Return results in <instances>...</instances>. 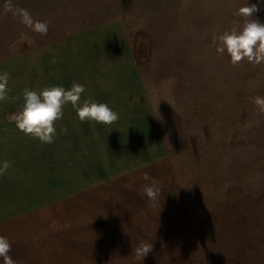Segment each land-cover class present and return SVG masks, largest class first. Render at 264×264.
Listing matches in <instances>:
<instances>
[{
	"label": "rangeland",
	"instance_id": "obj_1",
	"mask_svg": "<svg viewBox=\"0 0 264 264\" xmlns=\"http://www.w3.org/2000/svg\"><path fill=\"white\" fill-rule=\"evenodd\" d=\"M249 4L264 23V0H0V60L70 41L75 62L58 60L46 87L78 82L81 103H101L107 60L78 36L117 22L144 91L139 105L123 93L109 106L119 119L107 128L68 103L54 142L27 146L44 193L0 222L16 264H264V112L251 100L264 97V63L233 65L216 50ZM153 183L156 200L144 193ZM141 242L152 244L143 261Z\"/></svg>",
	"mask_w": 264,
	"mask_h": 264
},
{
	"label": "crops",
	"instance_id": "obj_2",
	"mask_svg": "<svg viewBox=\"0 0 264 264\" xmlns=\"http://www.w3.org/2000/svg\"><path fill=\"white\" fill-rule=\"evenodd\" d=\"M102 21L89 28L83 29L80 36H84L83 51L88 56L99 55L101 62L107 60L103 70L108 71V77L100 79V88H108L110 95L105 91L101 93V103L117 106L122 97L132 100L133 104L141 102L142 80L136 66L132 50L121 26L117 22ZM79 35V32L76 36ZM64 48L69 53L61 57L57 49ZM78 48L73 43L55 42L42 44L20 55L0 60V72L10 74L8 82V100L0 102V162L8 160L11 167L5 175L0 176V222L13 216L17 210L35 207L43 198L44 188L38 187L33 177H38L36 169L39 166L37 148L30 152L28 145H43L37 138H31L16 128L11 112L18 113L23 105V90L30 89L41 91L46 87V81L54 78V73L48 70L56 67L58 60L61 62H75L71 55H75ZM107 53L111 54L108 57ZM59 54V55H58ZM55 61V62H53ZM57 72L59 74V69ZM133 93L130 96V93ZM125 94V96L123 95ZM17 97H19L17 99ZM117 111V109H113ZM107 128L108 125H100ZM60 127L55 124V128ZM36 155V157H35Z\"/></svg>",
	"mask_w": 264,
	"mask_h": 264
},
{
	"label": "clouds",
	"instance_id": "obj_3",
	"mask_svg": "<svg viewBox=\"0 0 264 264\" xmlns=\"http://www.w3.org/2000/svg\"><path fill=\"white\" fill-rule=\"evenodd\" d=\"M258 11L260 8L257 4L239 8L234 15L243 18L242 26H232L216 38L217 52L220 55L227 53L233 65H238L244 60L253 64L264 63V23L253 18ZM22 17L29 26L34 24L37 32L42 35L47 34V24L40 21L34 22L27 10H22ZM9 80L10 74L7 71L0 72V102L8 100ZM85 91V86L78 82H73L70 90L62 86L45 87L39 92L26 88L23 90V105L12 120L16 128L26 136L49 144L53 143L56 137L55 122L63 118V107L68 103H71L75 109L80 122L92 121L111 125L118 121V113L106 103L94 102L90 98L81 103V95ZM251 100L260 112H264V97L256 96ZM67 131L66 127L61 128V132L67 133ZM10 167L11 163L8 160L0 162V176L5 175ZM145 178L149 179L147 176ZM144 193L150 200H156L159 189L153 183L144 188ZM151 251L152 244L141 242L135 250V258L143 261ZM10 252L11 242L0 235V258L3 259V264H16L9 255Z\"/></svg>",
	"mask_w": 264,
	"mask_h": 264
},
{
	"label": "trees",
	"instance_id": "obj_4",
	"mask_svg": "<svg viewBox=\"0 0 264 264\" xmlns=\"http://www.w3.org/2000/svg\"><path fill=\"white\" fill-rule=\"evenodd\" d=\"M98 23V22H97Z\"/></svg>",
	"mask_w": 264,
	"mask_h": 264
}]
</instances>
